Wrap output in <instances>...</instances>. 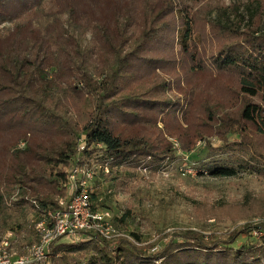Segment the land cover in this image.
I'll return each instance as SVG.
<instances>
[{"label": "trees", "instance_id": "16d2710c", "mask_svg": "<svg viewBox=\"0 0 264 264\" xmlns=\"http://www.w3.org/2000/svg\"><path fill=\"white\" fill-rule=\"evenodd\" d=\"M45 1L0 0V25H13L0 34L2 229L9 227L10 214L18 218L33 210L36 225L58 210L69 198V171L77 164L108 167L109 174L100 177L116 181L123 177L119 168L175 158L169 137L190 154L199 141L217 153L207 142L222 139L224 164L214 161L213 177L233 178L239 170L264 177L263 2L242 28L218 21L206 26L175 0H56L50 12ZM70 29L91 33L92 46L84 49ZM183 56L189 65L181 68L185 85L177 87L179 98L168 99L170 79L180 77L173 62ZM181 98L189 108L184 123L169 110L180 107ZM108 200L92 187L94 210H112ZM128 218H115L114 224L126 227ZM254 230L263 236L251 238ZM240 236L247 241L235 247ZM167 238L165 246L151 249L125 237L115 247L99 235L80 244L59 241L50 262L264 264V223L248 224L227 240L192 230Z\"/></svg>", "mask_w": 264, "mask_h": 264}, {"label": "rangeland", "instance_id": "374dc122", "mask_svg": "<svg viewBox=\"0 0 264 264\" xmlns=\"http://www.w3.org/2000/svg\"><path fill=\"white\" fill-rule=\"evenodd\" d=\"M55 1H45L47 12L54 9ZM259 2L264 3V0H201L197 4L190 0H175V4L178 6L185 5L196 11L202 24L206 26L208 22L211 24L213 21H218L230 26L240 24L242 28L249 26L251 16L255 14ZM64 19L67 20L66 17ZM262 22L264 30V18ZM69 25L68 23L66 26L69 27ZM12 28V24L2 23L0 34H7ZM70 31L76 35L84 49L92 46L93 36L91 33L84 36L73 29ZM176 36L174 44L177 51L179 46ZM212 41L214 44L217 42L215 38ZM164 49L169 50L168 45L160 47L162 52H167L163 51ZM206 51L209 52V55L214 52L211 47H208ZM175 64L180 77L176 79L173 76L170 79L172 92H164L165 96L172 100L179 98L175 93L178 91L177 87L185 85L186 74L181 71V68L189 66L184 56L182 61L173 62L172 67ZM163 77L169 80L167 75ZM177 102L180 107L169 110L172 112L174 110V117L184 123L189 108L182 98L181 100L177 99ZM164 117L165 114L160 115V118L164 119ZM167 123L168 119L166 118V127L170 126ZM150 125L151 122H148L145 126L148 128ZM158 126L160 130L166 132L164 123H158ZM168 139L176 148L175 158L165 159L158 164L142 160L145 161V165L136 170L119 168L123 177L116 181H108L104 176L100 177L101 172L98 170L97 178L99 179L92 183L93 191H97L101 197L109 199L107 203L112 207L111 212L114 219L129 214L126 227L117 225V228L115 227L117 230L119 229L129 236L133 233L138 235L139 241L131 236L132 240H130L138 246L151 249L156 245L165 246L170 239L167 236L181 234L189 230L203 233L207 237L214 235L222 240H227L248 224L264 223V177L240 170L233 178H216L210 174L211 169L216 167L217 163L224 164V162H219L221 155L218 152L224 142L222 139L215 136L209 142L206 141L207 144L211 143L217 153L208 151L205 149L206 143L199 141L191 154L183 151L177 139L172 137ZM215 160L218 162L214 163ZM129 173L131 176H128ZM115 177L116 175L112 178ZM98 181L100 182L99 186L97 185ZM10 217L9 227L6 229H2L4 228L3 222H0V242L10 231L9 228L14 227L15 236L12 241L11 253L14 254L13 259L15 260L20 256H25L28 247L36 239V217L33 210L19 215L18 218H14L12 214ZM251 236V238L258 239L263 236V233L254 230ZM81 238L86 239L84 236ZM117 240L109 242L110 245L117 246L119 243ZM85 241L82 240L80 243ZM246 241V237L240 236L235 247H240ZM61 243L73 245L66 241ZM50 255L42 264H51Z\"/></svg>", "mask_w": 264, "mask_h": 264}, {"label": "built area", "instance_id": "2783aa9c", "mask_svg": "<svg viewBox=\"0 0 264 264\" xmlns=\"http://www.w3.org/2000/svg\"><path fill=\"white\" fill-rule=\"evenodd\" d=\"M84 149L82 142L80 151ZM94 165L97 164H77L70 169L67 183L69 198L61 200L58 210L50 212L48 218L35 225L38 240L28 247L25 256L13 259L11 250L15 232L9 231L5 234L0 242V264H42L57 242L76 244L91 238L92 235H99L108 242L121 237L132 240L129 235L116 229L111 210L93 209L92 183L97 178L98 170L109 174L108 167H92ZM82 236L86 239H82Z\"/></svg>", "mask_w": 264, "mask_h": 264}]
</instances>
